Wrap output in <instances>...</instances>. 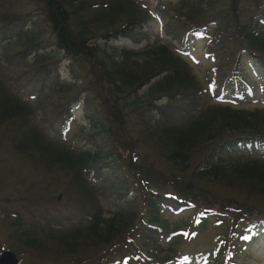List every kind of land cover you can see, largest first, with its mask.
Masks as SVG:
<instances>
[{"label":"trees","instance_id":"obj_1","mask_svg":"<svg viewBox=\"0 0 264 264\" xmlns=\"http://www.w3.org/2000/svg\"><path fill=\"white\" fill-rule=\"evenodd\" d=\"M246 1L250 12L243 17ZM219 3L224 5L223 0H179L173 6L172 39L187 44L205 36L208 53L220 63L216 75L198 77L169 42L140 49L117 45L121 39L134 44L145 40L143 31L155 17L143 0H0L3 137L37 171L62 174L59 187L75 207L92 214L86 225L64 228L50 223L45 214L26 221L6 211L11 237L23 247L22 252L18 247L9 250L19 252L21 264H44V260L101 264L100 257L109 261L113 249L135 242L141 232L149 255L145 261L175 264L186 225L170 224L163 217L165 208L178 213L194 210L201 223L215 218L224 229L216 238L220 248L216 247L210 264H222L220 257L226 251L229 264H241L240 247L252 244L253 233L264 228V159L234 151L228 156L225 149L246 141L264 143V107L202 102L206 98L202 95L215 85L237 91L241 86L237 73L245 57L264 68V1L229 0L225 9ZM39 13L54 38L55 50L64 53L73 68L80 66L86 77L73 71L70 81L53 78V66L60 58L48 49L46 31L37 26ZM17 70L29 76L24 84L43 79L30 100L21 96L18 84L26 77L15 76ZM79 100L99 104L100 117L92 122V131H82L93 144L106 141L109 150L104 157L103 150L97 149L100 145L80 151L47 135L37 123L38 113L48 107L66 116ZM110 162L119 163L134 177L132 187L139 199L107 217L96 204L98 194L128 186L104 182L98 187L86 172L100 171ZM52 179L56 182V176ZM38 183L25 184L23 199L51 207L58 200L53 194L59 187L50 190ZM23 184L19 179L18 186ZM140 205L145 220L139 216ZM171 229L178 234L168 248L155 241L158 231ZM246 233H251L249 241ZM191 263L193 259L187 264Z\"/></svg>","mask_w":264,"mask_h":264},{"label":"rangeland","instance_id":"obj_2","mask_svg":"<svg viewBox=\"0 0 264 264\" xmlns=\"http://www.w3.org/2000/svg\"><path fill=\"white\" fill-rule=\"evenodd\" d=\"M24 1L26 2V0ZM143 1L148 4L151 8L153 16L155 17L154 21L152 19L143 31L146 35L145 40L142 41L144 42V46L147 44L159 45L169 42L174 49L176 48L179 52L181 51L184 55L183 57L191 63L194 70L193 72L198 77H204L206 75L214 76L219 72L217 67L220 63L215 60L216 55L209 54L207 51V37L201 35L196 41L189 42L187 44H181L179 41L172 39L171 29L173 30L174 27H170L169 23L171 22V16L174 14L173 6L179 0ZM223 1L224 5H228L229 0ZM224 5L220 4V6H218L225 9ZM243 8L246 12L243 14V17H246L247 13L250 12L247 1L244 3ZM34 9H36V7L31 8L32 11H34ZM36 22L38 27H42L43 30L46 31L45 40L48 49L52 50L55 55H58L57 58H60L59 62L53 66V78L60 82L70 81L74 77V75H72L73 71L75 74H79L82 78L86 77L80 66L73 68L68 58L65 57V54L58 49L55 50L53 44L54 38L50 35V31L48 30L49 28L46 27L41 13L37 16ZM29 25L31 26V23H28L27 27ZM117 45L128 49L139 48L136 47L134 42L126 40H121L117 43ZM31 59L32 58L30 57L27 60L29 61ZM17 72L18 74L16 73L15 76L22 75V72L19 70H17ZM237 74L241 75L239 76V79L236 78L238 83L241 85V89L235 94L231 93L230 97L238 100V106L243 109L263 108L264 68L259 64L253 63L247 58L242 71ZM22 76L26 78L18 84V86H20L19 88H21L20 93L23 100H30L42 87L44 82L41 77L38 79L35 78L29 84H24V81H26L29 76ZM88 81L89 80L87 79V82ZM251 81H253V84ZM84 84L85 81L80 85L84 86ZM218 86L219 85H217V87ZM246 86H250L252 88H246ZM218 90L219 88H217V91ZM204 92L206 94L202 95V97L206 98H204L202 102H205L206 99L207 101L213 99L211 98L213 97V90L207 91L206 88ZM216 93L218 95H222L221 92ZM225 97L227 96L225 95ZM83 98L85 97H82V99ZM77 103V105L72 107L70 114L66 116L60 109L48 107L46 111L38 113L37 123H40L41 128L47 135H50L52 138L57 137L55 139H62L63 143L80 151L95 150L97 148L96 146L100 145L97 149L100 151L103 150L101 157H104L109 150L106 141L101 140L93 144L87 138L89 134L87 135L84 131H82V128L88 133L92 131V122L100 117V107L95 100H93L92 105L85 104L83 100H79ZM3 134V128H0V255L3 251L10 249V247H18V250H21V252L23 249V247L11 237L12 231L8 226V223L5 222L4 218L7 217L6 211L18 213L23 220L26 221L39 218V216L45 214L49 216V222H52L57 227L61 226L69 228L73 226L86 225L88 223L87 219L91 218L92 214L84 208L81 209L79 207H75L74 202H72L67 191L63 190L62 187H59V179H62L61 181H63L64 176L60 173L49 175L45 174L43 171H37V166L32 165L26 157L19 155L15 150L11 149L8 145L9 142L6 137H3ZM55 176L56 182L52 179L55 178ZM87 177L91 181H94L98 187L103 186L104 184H98L104 182H113L112 184H117L123 188L124 186H128V188L124 190H120V188L117 187L111 188V190H107L106 195L100 194L99 191L95 192V195L99 193L96 204L102 208L103 212L105 211L107 217L115 213L118 208H126L129 202L134 203L139 199V193L138 197H136L137 191L132 187L134 177H132V175L129 174L119 163L118 165H115L113 162H110L100 171L98 169L87 171ZM19 179L24 181L22 186H18ZM39 181L44 183V185L50 190H53L55 187H59L54 192L53 197L58 198L60 195L61 199L56 200L54 205L51 207L44 206V204L35 206V203H31L23 199V197L27 195L25 191V193L21 191V189L26 186L25 184H30V182L39 184ZM106 185L109 186L111 184ZM40 188L43 187L40 186ZM140 208L141 210L139 216L145 220V217H143L145 211L142 210L143 207H141V205ZM176 210L177 209L175 208H165L163 217L166 218L170 224L175 225L177 223L183 225V223H185L186 225V227L181 230L184 231L181 232V234H184L185 236L179 239V244L177 245L178 259L186 256L193 259V263L191 264H206V261H209L208 263L210 264L216 256V247L218 249L220 248V246L217 245L216 238L221 234V232H223L224 228L217 226L215 218H209L210 220H208V222H202V224L200 220L197 219L194 210H186L182 213H178L179 211ZM52 220L58 222L54 223ZM172 232H174L172 229L170 231H158V235H155V241L162 243L165 248H168L172 243L170 242V237L172 239L176 235L175 233L170 235ZM141 233L137 235L135 242L124 243L123 245L113 249L110 254L114 256L109 259V261H107V259L106 262H104V259L100 257V260H102L101 264H149V261H145L146 256L148 257L149 255L146 248L143 247L144 240H142V238L144 237V234ZM253 235H255L253 245L249 243L250 245L248 244L240 247L239 263L241 264H264V228L257 230L256 233H253ZM243 237L244 236H237L239 240H242ZM198 253L203 254V256H199L197 258L195 254ZM227 254L228 251L221 255L220 262L222 264H229L228 260H226ZM42 263L57 264L53 260H44ZM85 264H88V262ZM89 264H92V262H89ZM175 264H180V262L177 261ZM182 264L187 263L182 261Z\"/></svg>","mask_w":264,"mask_h":264},{"label":"water","instance_id":"obj_3","mask_svg":"<svg viewBox=\"0 0 264 264\" xmlns=\"http://www.w3.org/2000/svg\"><path fill=\"white\" fill-rule=\"evenodd\" d=\"M18 256L12 251H5L0 255V264H19Z\"/></svg>","mask_w":264,"mask_h":264}]
</instances>
